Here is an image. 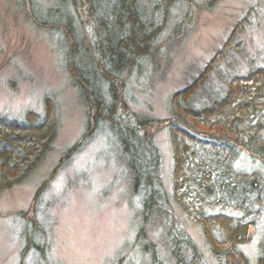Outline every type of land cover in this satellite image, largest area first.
Returning <instances> with one entry per match:
<instances>
[{
  "label": "trees",
  "instance_id": "trees-1",
  "mask_svg": "<svg viewBox=\"0 0 264 264\" xmlns=\"http://www.w3.org/2000/svg\"><path fill=\"white\" fill-rule=\"evenodd\" d=\"M219 1L203 3L213 7ZM198 2L56 0L57 7L49 8L44 20L36 0L29 4L37 25L59 38L62 46L70 43L65 47L68 68L91 108L87 131L92 135L107 125L121 155L134 154L133 194L142 203L137 248L149 264L206 262L202 248L175 215L162 181L161 152L143 134L150 124L141 116L130 123L123 116L131 98L126 80L148 69L169 35L193 24L191 16L198 12L191 8H198ZM258 12L256 6L240 25L246 29ZM244 42L235 43L243 47L240 57L229 48L220 50L179 92L173 101L177 114L167 122L174 141L172 198L203 230L218 264H251L242 246L250 240L251 228L259 232V219L264 225V176L238 163L244 151L264 160V61L248 54ZM237 65L242 72H236ZM46 102L36 122L0 115V192L23 182V175L38 168L51 148L57 120L54 105L49 98ZM145 227L159 236L151 241ZM27 241V253L32 248L44 253L45 247L42 250L30 235ZM256 264H264V229Z\"/></svg>",
  "mask_w": 264,
  "mask_h": 264
},
{
  "label": "rangeland",
  "instance_id": "rangeland-1",
  "mask_svg": "<svg viewBox=\"0 0 264 264\" xmlns=\"http://www.w3.org/2000/svg\"><path fill=\"white\" fill-rule=\"evenodd\" d=\"M30 1L0 0V115L33 122L49 98L57 122L52 146L38 168L0 192V264H149L137 248L142 203L133 194L134 154L121 155L107 125L92 135L87 131L91 108L68 68L65 47L70 43L62 46L35 23ZM198 1V8H191L198 12L191 16L193 24L169 35L148 69L127 78L131 98L122 110L129 123L135 116L147 119L150 126L143 134L161 152L162 181L175 215L202 248L206 264H218L203 230L172 198L174 141L167 122L177 114L174 98L220 50L229 48L240 57L243 47L235 43L243 39L247 53L264 61V0H220L213 7ZM36 2L42 20L57 7L56 0ZM256 6L258 17L245 29L241 21ZM235 68L242 72L241 66ZM238 163L264 176L262 159L244 151ZM258 222L259 232L251 228L242 246L251 264H256L264 229L263 219ZM145 228L151 241L159 236ZM29 235L45 247L44 253L26 252Z\"/></svg>",
  "mask_w": 264,
  "mask_h": 264
}]
</instances>
